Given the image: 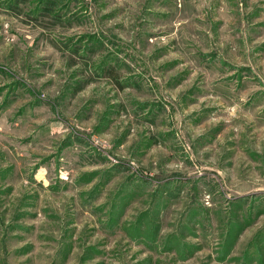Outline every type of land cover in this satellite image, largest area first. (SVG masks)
Wrapping results in <instances>:
<instances>
[{
	"label": "rangeland",
	"instance_id": "1",
	"mask_svg": "<svg viewBox=\"0 0 264 264\" xmlns=\"http://www.w3.org/2000/svg\"><path fill=\"white\" fill-rule=\"evenodd\" d=\"M0 264H264V0H0Z\"/></svg>",
	"mask_w": 264,
	"mask_h": 264
},
{
	"label": "trees",
	"instance_id": "2",
	"mask_svg": "<svg viewBox=\"0 0 264 264\" xmlns=\"http://www.w3.org/2000/svg\"><path fill=\"white\" fill-rule=\"evenodd\" d=\"M108 72H109V73H111V72H113V70H112V69H110V70H108ZM114 73H115V72H114ZM112 74H113V73H112ZM112 77H114V76H112Z\"/></svg>",
	"mask_w": 264,
	"mask_h": 264
}]
</instances>
